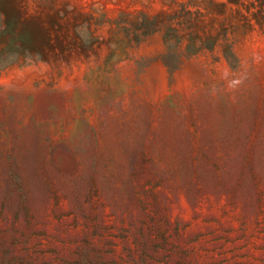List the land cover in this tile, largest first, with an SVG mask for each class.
Wrapping results in <instances>:
<instances>
[{
  "label": "rangeland",
  "instance_id": "374dc122",
  "mask_svg": "<svg viewBox=\"0 0 264 264\" xmlns=\"http://www.w3.org/2000/svg\"><path fill=\"white\" fill-rule=\"evenodd\" d=\"M0 264H264V0H0Z\"/></svg>",
  "mask_w": 264,
  "mask_h": 264
}]
</instances>
